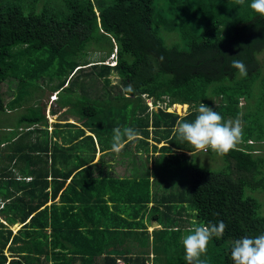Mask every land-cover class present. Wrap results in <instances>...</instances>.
<instances>
[{"label": "trees", "instance_id": "obj_1", "mask_svg": "<svg viewBox=\"0 0 264 264\" xmlns=\"http://www.w3.org/2000/svg\"><path fill=\"white\" fill-rule=\"evenodd\" d=\"M250 4L0 0V110L2 83H13L6 103L14 108L29 89L39 92L43 79L57 78L51 88L57 108L49 105L50 113L64 108L59 115L76 117H56L48 131L38 102L18 115L21 131L5 158L10 167L0 166V264H187L181 240L190 227L171 224L184 209L197 224L227 226L222 238L209 241L205 264H233V241L264 234L263 200L253 193L264 191V153L253 151L264 149V54L257 57L264 17ZM89 44L112 52L114 64L87 60ZM233 59L245 63L247 76L230 67ZM111 72L118 77L115 92L106 86ZM90 76L103 82L94 94L84 83ZM144 95L177 102L178 109L186 103L187 112L148 111ZM214 97V110L224 119L239 116L243 127L242 148L221 156L225 169L191 165L187 192L162 193L147 173L143 179L111 173L114 128L136 130L146 151L148 129L153 141H163L159 148L192 151L172 129L178 119L193 121L199 104L209 106ZM151 220L160 227L148 231Z\"/></svg>", "mask_w": 264, "mask_h": 264}, {"label": "rangeland", "instance_id": "obj_2", "mask_svg": "<svg viewBox=\"0 0 264 264\" xmlns=\"http://www.w3.org/2000/svg\"><path fill=\"white\" fill-rule=\"evenodd\" d=\"M165 41L167 44H169V41L167 40ZM86 50L87 51L85 57L87 58V60L98 61V59L103 58L102 62H108V63H111L110 61L114 60V56L113 57L111 56L112 55L111 52L109 54H106L105 50H98L94 47L93 44H89L86 47ZM112 51H114V48H112ZM263 54L264 51L257 53V57L259 58V60H261ZM89 67L90 66H85L81 68L82 69L81 71H86L89 69ZM108 77L110 81L109 84L106 86L108 89H111V92H115L117 89L116 84L118 83V77L114 74V72H111L108 75ZM56 79L57 78H53L52 81H47L48 79H46L47 82L45 81V79H43L41 82V89L39 90V92H34L33 89L28 88L29 96H26V101L23 102L22 107L17 106L11 108L10 112H5L3 110H0V122H2L4 118H6L11 128H14L16 130L17 117L21 112L24 111L25 105L27 103L30 104V103L38 102L39 104H41L43 106L44 115L48 103L52 108H57L56 103H54L56 99L52 101L49 100L50 95L53 93V90L51 88L54 86L53 83L56 82L55 81ZM84 83L86 85V90L91 94H94L96 91L98 92L100 90L99 88H101L100 85L103 84L101 78L95 76L86 77ZM7 84L8 83L1 84V90H3L2 94L5 99L8 98L12 90H15L12 82L9 83V86H7ZM58 95L62 97L66 95V92L60 91ZM217 100H218L217 97L212 98L211 104L208 107L214 110ZM158 103L160 104L159 107L164 106L163 101L159 100ZM253 103L252 105H249V107L252 108L254 106ZM175 104H177V102H175ZM156 108H152L150 110L153 109L155 110ZM63 109L64 108L58 109L59 111H55V113H50L48 116L45 115L46 121L48 123L46 125L48 131L52 129L51 123L53 124L56 117H66V120L70 122H74V120H76V117L69 112H63L64 115H59V112L62 111ZM185 109L186 111L184 110V107L178 109L176 105H171L170 110H165V109L164 110L169 112L170 111L175 112L178 115H182L187 112V107H185ZM235 119H239V121L241 122V118L239 116H237L236 118H233L231 116L226 117L224 120L227 121V120H235ZM148 130H151L148 132V139H147L148 151L144 150L145 146L142 144L144 142L137 139L136 141L128 143L124 147V149L119 153V155H116L115 153L112 154L111 165H112V169L115 166L114 170L116 174L122 175L121 174L122 167L125 168V175L130 173L129 175L131 176V178H134L136 175H138L143 179L147 177V175L144 173L147 174L150 173L154 177V183L152 181H150V183L151 185L152 183L155 184L156 186L155 191H157L158 193L167 192L170 191L171 189L176 191L183 189L185 192H187L191 165H196L202 168L225 169V163L221 158V156L217 155L215 152H212L211 150H209L207 153L196 152L195 150L186 153V151H183L181 149H176L172 145H170L167 149L159 148L158 146L160 142L158 143L153 141V134H154L153 129H148ZM155 133L160 134L161 131ZM150 144H155V147L150 148ZM261 153H264V149L259 150L258 153L256 154H261ZM253 193L255 195H258L260 199L263 200L262 202L264 206V191H254ZM155 202L158 204L157 201ZM162 207L163 206L160 204L159 208ZM182 212L183 213L180 216L179 215L176 216V220L171 223L172 225L191 227L193 222L196 223L195 219L192 216L193 213L191 210L184 209L182 210ZM168 219L169 218L167 217L164 220H168ZM144 222L146 223V221ZM161 224L163 225L162 221ZM150 227L152 226H148L147 230L148 229L150 230ZM11 228L12 230H14L15 229L14 225H12ZM18 243L19 241L14 244H18ZM118 262H122V261L119 259ZM66 263L77 264L75 261L70 262V260H67Z\"/></svg>", "mask_w": 264, "mask_h": 264}, {"label": "clouds", "instance_id": "obj_3", "mask_svg": "<svg viewBox=\"0 0 264 264\" xmlns=\"http://www.w3.org/2000/svg\"><path fill=\"white\" fill-rule=\"evenodd\" d=\"M235 3L244 5L245 0H235ZM250 7L261 17H264V0H251ZM111 56L113 57L114 55L112 54ZM110 62L106 63L114 64V60ZM230 67L237 69L241 77H245L248 74L247 66L242 60L233 59ZM124 91L130 94L134 89L129 85ZM53 93L55 94V91ZM55 97L49 98V100L52 101ZM147 98L150 97L145 96V101ZM197 113L195 119L191 122L178 119L172 129L173 135L178 140L186 142L196 152L207 153L211 150L219 156H224L241 141L243 127L239 119L225 121L221 114L203 103L199 104ZM49 114L48 103L45 115L48 116ZM138 137L139 133L131 127L114 128L111 151L119 155L128 143L136 141ZM226 227L223 221H219L216 224H196L193 222L188 229L189 234L183 236L181 240L187 264H205L201 257L206 254L209 241L213 238H222ZM230 255L233 264H264V234L256 237L236 239L232 243Z\"/></svg>", "mask_w": 264, "mask_h": 264}, {"label": "crops", "instance_id": "obj_4", "mask_svg": "<svg viewBox=\"0 0 264 264\" xmlns=\"http://www.w3.org/2000/svg\"><path fill=\"white\" fill-rule=\"evenodd\" d=\"M7 100H8V98L7 99H5L4 100V102H5V105H3V109H1V110H3V111H5V112H10V109L11 108H9V106L7 105ZM21 107V106H20ZM18 118V117H17ZM66 118V117H65ZM56 120V119H55ZM64 120H66V119H64ZM75 122V121H74ZM22 125H24V124H22ZM21 125V126H22ZM52 125V124H51ZM16 130L14 129V128H11V126H10V124H9V122H8V120L6 119V118H4L3 119V121L2 122H0V166H2V165H4L7 161L5 160V158H6V155H9L10 154V152L12 151V148H11V146L13 145L12 144V141L14 140V139H16V137L18 136V134H19V131H21V128H20V123H18L17 122V120H16ZM87 132V131H86ZM28 138L29 139H31V135L30 136H28ZM163 141L161 140L160 141V143H162ZM159 143V144H160ZM7 145H8V147H7ZM95 147H96V152H95V157H94V159H96V157L98 156V154H99V151H98V148H97V145L95 144ZM148 151V150H147ZM186 151V153H188L189 151H187V150H185ZM8 163V166L7 167H10L9 165H10V163L11 162H7ZM114 168H115V166H114ZM114 168L112 169V165H111V173L114 175V176H118V177H124V176H127L128 178H131V176L129 175V174H126L125 175V168L124 167H122L121 168V174L122 175H120V174H116L115 173V170H114ZM149 174V179L150 180H152V175L150 174V173H148ZM139 176L138 175H136L134 178L136 179V178H138ZM151 202H149L148 204H150ZM177 205H179V204H177ZM181 214L183 213L182 211L180 212ZM146 214V213H145ZM145 214L143 215V217L145 218ZM153 220H151L150 222H149V224L147 225V227L148 226H152V224H151V222H152ZM155 221V220H154ZM156 222V221H155ZM147 223V222H146ZM15 224H18V223H15ZM14 224V225H15ZM153 227H160V224H156L155 226H152V227H150V230H151V228H153ZM149 229H148V231H150ZM147 264H149L148 262H147Z\"/></svg>", "mask_w": 264, "mask_h": 264}, {"label": "built area", "instance_id": "obj_5", "mask_svg": "<svg viewBox=\"0 0 264 264\" xmlns=\"http://www.w3.org/2000/svg\"><path fill=\"white\" fill-rule=\"evenodd\" d=\"M54 92V91H53ZM52 95V96H51ZM50 96V98L52 99V97H54L55 96V94L54 93H52ZM146 103H147V108H148V110H150V109H152V108H156L157 106H159L160 104L158 103V101H156V102H153L152 100H151V98H147L146 99V101H145ZM183 105H185L184 106V110L186 111V109H185V107H187V104L186 103H182ZM165 105V104H164ZM171 105H175V103H170V104H168V105H165V106H163L164 107V109L165 110H170V106ZM184 111V112H185ZM254 140H252V139H250V138H248V139H246L245 140V142H247V143H252ZM236 148H242L241 146H239V145H237L236 146ZM254 152H258V150L256 149V150H253ZM122 261V260H121ZM117 264H129V263H125V262H118Z\"/></svg>", "mask_w": 264, "mask_h": 264}, {"label": "water", "instance_id": "obj_6", "mask_svg": "<svg viewBox=\"0 0 264 264\" xmlns=\"http://www.w3.org/2000/svg\"><path fill=\"white\" fill-rule=\"evenodd\" d=\"M152 226L156 225L157 222H155L154 220L151 222Z\"/></svg>", "mask_w": 264, "mask_h": 264}, {"label": "bare ground", "instance_id": "obj_7", "mask_svg": "<svg viewBox=\"0 0 264 264\" xmlns=\"http://www.w3.org/2000/svg\"><path fill=\"white\" fill-rule=\"evenodd\" d=\"M154 226H155V225H154ZM14 227H15V229H16V228L18 227V224H15ZM15 229H14V230H15Z\"/></svg>", "mask_w": 264, "mask_h": 264}]
</instances>
